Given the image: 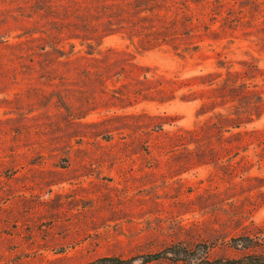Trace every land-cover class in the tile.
Listing matches in <instances>:
<instances>
[{
  "label": "rangeland",
  "instance_id": "1",
  "mask_svg": "<svg viewBox=\"0 0 264 264\" xmlns=\"http://www.w3.org/2000/svg\"><path fill=\"white\" fill-rule=\"evenodd\" d=\"M130 1L0 0V264H83L188 238L234 256L230 237L264 242V143L238 154L217 149L198 164L194 144L167 146L202 122L200 100L180 98L187 88L120 107L110 99L118 76L87 82L93 68L71 62L90 61L72 33L137 21L115 16ZM198 1L187 18L214 21V37L201 23L176 50L142 49L121 32L100 47L180 79L217 69V59L234 69L247 61L261 69L264 92V0ZM246 128L263 129L264 111Z\"/></svg>",
  "mask_w": 264,
  "mask_h": 264
},
{
  "label": "trees",
  "instance_id": "2",
  "mask_svg": "<svg viewBox=\"0 0 264 264\" xmlns=\"http://www.w3.org/2000/svg\"><path fill=\"white\" fill-rule=\"evenodd\" d=\"M190 2L199 1H130L125 7L115 9L118 11V15L115 16L123 12L136 16L137 21H121L117 24L106 21L95 26L86 24L83 25L84 33H72V38L80 39L85 45L84 52L90 61L78 63V59L83 55H76L71 58V62L76 63L77 67H82L83 71L93 68L86 71L95 75L90 77L89 74L87 82L97 80L103 84L107 75L118 76L116 80L120 81V84L116 87L117 90H114L118 95H112L110 99H116L117 103L112 104L120 107L141 100L169 101L175 98L177 90L187 88L188 91L182 92L180 98L200 100L195 114L196 117H202V122L195 128L184 129L181 133L174 134V140L167 146L194 144L193 151L199 155L195 162L200 164L211 162L203 156L207 153L213 154L217 149H229L238 154L252 143L257 145L264 143V128H246L248 123L258 119L264 111V92L256 82V78L261 75L258 65L242 61V68L234 69L225 60L217 59V69L180 79L176 75L166 76L152 66L129 61L128 54L123 50L100 47L104 36L121 32L131 43L137 38L135 44L142 49L167 44L176 50L179 46L177 40L194 36L192 32L198 31L201 23L204 25V34L214 37L216 34L215 28H212L214 21L194 23L191 18H187L191 16ZM161 10L163 12H160ZM195 46L193 49L199 47ZM73 49L74 44L71 43V55L74 54ZM221 68H225L224 72ZM193 86L196 88L193 89ZM262 150L264 152V147ZM226 244L237 251V254L215 255L213 253L215 242L209 239L188 238L173 240L157 250L141 251L126 256L102 255L83 264H264V242L256 236L249 234L233 236Z\"/></svg>",
  "mask_w": 264,
  "mask_h": 264
}]
</instances>
